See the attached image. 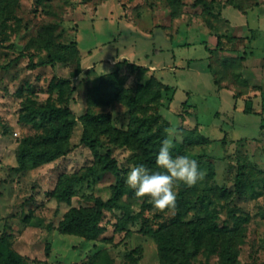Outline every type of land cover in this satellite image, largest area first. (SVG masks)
<instances>
[{"label": "rangeland", "instance_id": "rangeland-1", "mask_svg": "<svg viewBox=\"0 0 264 264\" xmlns=\"http://www.w3.org/2000/svg\"><path fill=\"white\" fill-rule=\"evenodd\" d=\"M196 1L0 0V238L25 264H88L101 253L113 264H162L152 233L180 218L197 222L207 210L220 229L237 233L238 264L264 263V113L260 99H252L256 113L247 114V99L234 97L233 88L239 96L245 88L238 74L242 64L232 55L229 40L241 31L231 23L245 21L240 12L264 0H203L210 12L195 7ZM248 17L253 22L256 15ZM217 36L224 37L222 50L215 48ZM253 44L257 54L264 52L262 23ZM72 46L76 55L69 53ZM50 53L65 55L68 62L38 66ZM78 59L81 75L61 84ZM118 69L123 86L115 98V84H103L101 78ZM152 75L173 89L172 101V94L157 100L156 87L141 89ZM185 102L194 107L197 119L183 111ZM47 103L68 109L77 119L103 117L91 121L89 131L111 151L124 182L131 166L142 164L150 174L165 171L147 162L135 134L140 120L156 116L161 119L146 123L142 131L178 129L182 141L171 150L173 157L197 160L206 175L192 187L177 183L174 211L154 210L148 197L125 196L121 204L128 213L106 212L98 239L63 233L60 225L67 213L93 210L97 199L108 201L117 177L90 176L97 165L92 149L82 143L81 122L70 130L66 156L35 170H12L25 143L35 144L51 133L21 122L22 115ZM65 188L69 202L57 198L58 189ZM222 190L226 197H220ZM232 215L246 222L236 227ZM191 264H221V258L203 247Z\"/></svg>", "mask_w": 264, "mask_h": 264}, {"label": "trees", "instance_id": "trees-1", "mask_svg": "<svg viewBox=\"0 0 264 264\" xmlns=\"http://www.w3.org/2000/svg\"><path fill=\"white\" fill-rule=\"evenodd\" d=\"M199 5H203L204 11L210 12L211 7L209 8L208 4L203 0H198L194 4L195 7ZM4 11V9L1 10L2 13ZM216 38V50H222L221 46L224 42V37L217 36ZM229 40L234 41L235 38L231 37ZM210 51L212 52L213 50ZM69 53L72 55L75 53L74 55H76L74 46L69 49ZM67 62L68 59L65 55L50 53L48 60L40 63L38 66L51 65L55 67L59 64H66ZM76 64V69L71 72L69 78H60L59 81L61 84L70 83L73 78L81 75L82 71L79 59L76 61ZM132 68L135 70L138 67L132 66ZM138 69L142 70L143 73L148 72L147 69H141L140 67ZM119 72L120 70L118 69L114 73L101 78L103 84H115L113 92L115 98L121 95L123 86V81L119 78ZM140 87L144 92L149 91L151 87H156L157 90L154 95L157 100L164 98L167 94H172L170 100H173V89L165 85L154 75L151 76L146 84L140 85ZM261 108L264 111V94L261 96ZM193 109L194 107L190 106L188 102L183 104V111L189 117L197 119V115ZM244 112L247 114L256 113L252 105V99L246 100ZM160 119V116H156L152 121L140 120L135 132L139 136L140 146L143 148L147 162L151 165H156L158 149L162 140L166 138L165 130L162 128L157 133H148V131L142 130L145 128L146 123L156 122ZM101 120H103L102 116L91 117L88 114L77 119L68 109L57 108L50 103L36 109L32 108L29 116H21V122L24 124H32L41 130L50 128L51 133L43 135L35 144L32 142L25 143L19 150L18 167L12 169L16 172L31 171L66 156L68 151L64 147V144L69 137L70 130L77 123L81 122L84 125L82 143L92 149L97 165V167H93L90 170V176L94 177L95 180L101 179L102 176L108 173H112L117 177V185L113 188V195L108 201L97 199L95 201V208L90 211L73 209L67 213L60 225L63 233L79 234L87 241L96 240L103 234L102 222L106 212H111L115 209H124L128 213L125 206L121 204V199L125 196L136 198L134 190L126 187L125 182L121 179L118 164L112 158L111 151L106 148L101 139L93 137L90 134L88 124L91 121L100 122ZM197 124L199 123L197 122ZM204 139L208 140L205 137ZM158 169L162 170L161 168ZM240 176L241 173L237 176L238 181ZM236 188L239 193L242 192L241 185H237ZM56 194L60 201H70L71 193L68 188L58 189ZM226 196V190L220 191V197ZM254 198H257V195H254ZM204 202L205 200H202L203 204H205ZM184 204L188 206V209L192 207L188 201H185ZM208 207L209 205L207 204L206 208ZM208 212L207 210L206 215L201 217L197 222L184 223L182 218H180L166 229H158L152 233L159 244L162 264H191L192 259L202 251L203 247L210 254H219L221 264H238V247L240 244L236 243L235 236L237 233L226 227L220 229L213 221L214 216ZM231 218L236 227L246 222V218L242 219L240 216L232 215ZM129 219L130 216L128 215L122 223L123 230ZM101 262L113 264L107 253L95 255L89 259L88 264H101ZM0 264H25L23 258L13 250L11 244L5 237L0 238Z\"/></svg>", "mask_w": 264, "mask_h": 264}, {"label": "clouds", "instance_id": "clouds-1", "mask_svg": "<svg viewBox=\"0 0 264 264\" xmlns=\"http://www.w3.org/2000/svg\"><path fill=\"white\" fill-rule=\"evenodd\" d=\"M156 155V165L164 172L149 173L144 165L131 166L126 176V184L134 190L137 198L148 197L154 210L164 212L175 210L177 194L174 190L178 182L188 187L202 181L206 172L199 168L197 160L185 155L173 157L171 150L182 141L178 129L168 128Z\"/></svg>", "mask_w": 264, "mask_h": 264}, {"label": "crops", "instance_id": "crops-1", "mask_svg": "<svg viewBox=\"0 0 264 264\" xmlns=\"http://www.w3.org/2000/svg\"><path fill=\"white\" fill-rule=\"evenodd\" d=\"M251 13L256 15L252 19L253 22L248 19ZM240 14L245 18L244 22L236 24L230 20L233 28L241 30L234 36L236 39L233 41L231 48L234 49V54L232 53V55L236 56L234 58L238 57L237 59L242 64L238 74L243 81L245 93L239 96L236 93V89L233 88L235 92L234 97H244L247 100L253 98L260 99L261 107V96L264 94V52L257 54L253 43L260 36L261 23L264 24V4L260 3L258 6H253L248 12H240ZM263 113L264 111H262ZM259 264L264 263L260 262Z\"/></svg>", "mask_w": 264, "mask_h": 264}]
</instances>
